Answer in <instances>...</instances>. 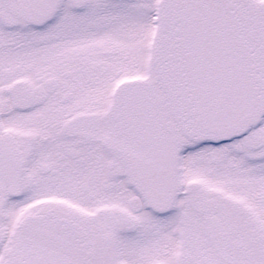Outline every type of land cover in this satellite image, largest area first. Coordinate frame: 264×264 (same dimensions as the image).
<instances>
[{"label": "snow or ice", "instance_id": "obj_1", "mask_svg": "<svg viewBox=\"0 0 264 264\" xmlns=\"http://www.w3.org/2000/svg\"><path fill=\"white\" fill-rule=\"evenodd\" d=\"M0 264H264V0H0Z\"/></svg>", "mask_w": 264, "mask_h": 264}]
</instances>
